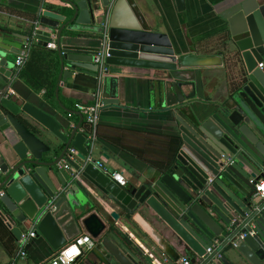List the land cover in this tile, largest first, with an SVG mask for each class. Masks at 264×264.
I'll return each instance as SVG.
<instances>
[{
	"label": "water",
	"instance_id": "1",
	"mask_svg": "<svg viewBox=\"0 0 264 264\" xmlns=\"http://www.w3.org/2000/svg\"><path fill=\"white\" fill-rule=\"evenodd\" d=\"M63 2L67 15L45 9L32 21V37L14 36L37 39L44 47L55 40L60 78L102 76L112 94L104 93L105 104L119 103L114 96L119 76L145 78L149 97L174 115L179 144L168 165L140 183L120 186L96 167L92 141L80 125L0 95V219L14 238L15 253L24 230L34 224L35 238L45 239L53 252L83 228L96 240L91 264H150L94 211L92 192H101L105 205L114 208L113 220L153 210L198 264H264V202L254 191L264 178V0L224 6L225 49L238 59L241 72L228 96L202 112L193 99L206 98L203 72L224 67L223 52L181 51L169 32L154 29L139 15L135 0ZM176 3L185 9V0ZM12 36L0 29V76L6 81L11 54L23 49ZM104 48L110 56L101 74L94 56ZM72 149L78 152L75 159ZM241 232L247 235L235 247L236 260L217 257V250L206 253L216 239L226 237V243Z\"/></svg>",
	"mask_w": 264,
	"mask_h": 264
},
{
	"label": "crops",
	"instance_id": "2",
	"mask_svg": "<svg viewBox=\"0 0 264 264\" xmlns=\"http://www.w3.org/2000/svg\"><path fill=\"white\" fill-rule=\"evenodd\" d=\"M135 1L139 15L154 29L169 32L181 51L224 53V67L203 72L206 98L193 99L199 111H204L213 101L218 102L227 97L236 86L241 72L238 59L224 45L227 24L221 12L226 3L232 0H185L184 10L178 9L176 0ZM63 7L69 8L63 0H0V29L10 31L13 34L11 39L23 44L20 54L10 56L11 64L5 74L7 81L0 76V95L29 101L59 121L68 120L72 126L80 125L79 131L88 136L94 129L77 105L93 104L99 96L104 107L100 112L98 128H95L92 157L104 162L110 171L122 172L128 183H140L175 157L178 123L172 113L160 108L149 97V84L145 78L137 75L119 76L118 92L114 94L119 98V103L105 104L104 93L108 96L112 94L109 85L104 87L103 78L86 73H77L68 80L60 78V58L57 63L55 40L51 42L55 47H40L37 39L30 42L14 36L16 33L27 36L28 30L33 29L32 21L45 9L67 15ZM29 42L30 46L35 44L33 50L36 62L34 60L33 66L27 69L25 64L28 57L22 65H17L16 60L27 50ZM41 55L45 58L38 61ZM74 173L83 180L79 172L73 171L72 175ZM92 193L94 211L103 219L107 218L126 244L150 264H180L182 257H189L193 264H198L185 252L171 227L153 210L148 208L138 211L131 218L124 214L119 220H113L110 213L114 208L105 205V195L101 192ZM240 196L243 197V194L240 193ZM256 199L264 202V198ZM102 205L106 206V217L101 211ZM33 225L25 229L24 234ZM82 231L87 233L83 228ZM26 248L28 256L20 260L19 264H43L55 253L43 238H33ZM15 250L10 230L5 225L0 226V264H11L18 260L19 255ZM223 255L236 260L238 253L235 247L228 245ZM94 257L92 251L85 253L77 264H91Z\"/></svg>",
	"mask_w": 264,
	"mask_h": 264
},
{
	"label": "built area",
	"instance_id": "3",
	"mask_svg": "<svg viewBox=\"0 0 264 264\" xmlns=\"http://www.w3.org/2000/svg\"><path fill=\"white\" fill-rule=\"evenodd\" d=\"M30 42L27 47V50L18 57L16 60L17 65H22L24 60L28 57V50L30 48ZM49 47H55L54 43H49ZM110 54L107 52V50L101 49L97 55L94 56V61L99 65L101 74L105 73L107 70L106 66V59L109 57ZM102 77V76H101ZM100 77V78H101ZM104 107L103 102L101 101L100 97L98 96L97 101H95L93 104H78L77 109L81 111L85 117L86 121L89 125L92 126L94 129L93 132L89 135L91 141H92V147H94V142L96 139V131L95 128L97 127V124L99 122L100 112L102 108ZM71 158L75 159L77 155V150L72 149L70 151ZM65 163L62 164V167L65 169L70 168V164L64 161ZM96 167L101 169L106 174L110 175L111 178L120 186H126L128 181L125 175L120 171H110L109 168L104 164L102 161H95ZM1 170V168H0ZM76 178H79L78 174H75ZM255 196L264 198V178L259 180L255 183ZM3 195V192H0V196ZM260 210H264V204L262 205V208ZM247 235V232H241L234 238H231L228 242L225 243L226 237L224 238H218L215 240L214 245L207 248L206 253L212 254L214 251H218L217 257H221L223 255V250L226 246H233L237 247L239 244V241L242 240ZM36 237V225H33V227L23 235L21 240V248L18 252V260L13 261L11 264H19L20 260L26 259L28 256L27 252V245L30 243L32 238ZM96 247V240L87 233H82L81 235L74 238L72 241H70L67 245L56 251L50 259H48L43 264H77L79 258L85 254L91 252ZM75 248L77 251L72 256H68L67 253ZM180 264H193L192 260L189 257H182L180 259Z\"/></svg>",
	"mask_w": 264,
	"mask_h": 264
},
{
	"label": "trees",
	"instance_id": "4",
	"mask_svg": "<svg viewBox=\"0 0 264 264\" xmlns=\"http://www.w3.org/2000/svg\"><path fill=\"white\" fill-rule=\"evenodd\" d=\"M65 11V10H64ZM32 33H33V29L32 28H30L29 30H28V32H27V35L28 36H30V37H32ZM34 46H35V44L33 43L31 46H30V48H29V56H28V59L26 60V64H25V68H27V69H30L32 66H33V61L35 60V62H36V58H35V56H34V50H33V48H34ZM41 47V46H40ZM53 52V51H52ZM43 58H45L43 55H41L40 57H39V60L38 61H42V59ZM56 59H57V63H59V56H58V54H56ZM35 74H37L36 72H35ZM98 128V127H97ZM98 132V131H97ZM177 141H178V144H179V140L177 139ZM176 142V141H175ZM177 148H178V145H177ZM175 153V152H174ZM173 159H171V161H172ZM170 161V162H171ZM169 162V163H170ZM168 163V164H169ZM167 164V165H168ZM166 165H164L163 167H165ZM162 166H160V168H163ZM0 226H4V224H3V222H2V220L0 219Z\"/></svg>",
	"mask_w": 264,
	"mask_h": 264
},
{
	"label": "snow or ice",
	"instance_id": "5",
	"mask_svg": "<svg viewBox=\"0 0 264 264\" xmlns=\"http://www.w3.org/2000/svg\"><path fill=\"white\" fill-rule=\"evenodd\" d=\"M76 249L75 248H73V249H71L68 253H67V255L68 256H72L73 254H75L76 253Z\"/></svg>",
	"mask_w": 264,
	"mask_h": 264
}]
</instances>
